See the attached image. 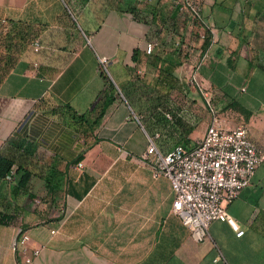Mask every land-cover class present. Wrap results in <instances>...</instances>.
Here are the masks:
<instances>
[{"label":"crops","instance_id":"0c3cea01","mask_svg":"<svg viewBox=\"0 0 264 264\" xmlns=\"http://www.w3.org/2000/svg\"><path fill=\"white\" fill-rule=\"evenodd\" d=\"M171 4L176 7L175 0H0V21L36 27L33 40L42 45L35 52L32 40L13 64L0 66V153L14 160V180L0 179V212L10 217L0 225V264H25L11 249L19 229L29 235V247L40 248L31 264H264V162L226 206L241 236L215 220L206 238L195 240L172 213L167 180L163 202L104 197L113 165L142 158L148 144L127 123L116 88L141 112L154 111L157 88H171L164 68L177 80L170 90L180 96L179 116L187 114L188 90L195 106L196 114L182 117L192 128L180 137L194 145L209 122L202 97L187 82L195 65L220 117L245 125L264 151V0H200V19L177 11L176 24ZM177 39L185 47L179 58L168 53ZM152 40L157 45L146 54ZM125 46L130 60L120 61ZM100 56L107 57L111 80ZM17 168L30 172L24 187L17 185Z\"/></svg>","mask_w":264,"mask_h":264},{"label":"built area","instance_id":"2783aa9c","mask_svg":"<svg viewBox=\"0 0 264 264\" xmlns=\"http://www.w3.org/2000/svg\"><path fill=\"white\" fill-rule=\"evenodd\" d=\"M199 4L200 0H175L178 12L194 21L200 19ZM156 45L153 40L147 42L145 53L151 54ZM32 48L35 52L42 48L39 39L33 40ZM174 49L185 47L177 39L171 50ZM191 49L188 48V52H192ZM106 63L107 57L100 56V66ZM193 67L187 82L200 94L209 113V122L202 137L193 146L178 144L170 151L162 152L153 137L147 135L148 144L142 158L149 161L153 177L168 180L173 196L172 213L195 240L206 238L208 226L215 220L228 222L236 236H241L244 230L230 217L226 206L249 185L255 169L264 162V151L249 138L245 125L231 126L220 117L196 78L197 66ZM167 117L171 119L168 114ZM158 136L155 133L154 137ZM1 180L11 183L14 180L13 169ZM29 240V235L19 229L18 238L11 244L14 253L24 256L25 264H31L40 251V248L29 247Z\"/></svg>","mask_w":264,"mask_h":264},{"label":"rangeland","instance_id":"374dc122","mask_svg":"<svg viewBox=\"0 0 264 264\" xmlns=\"http://www.w3.org/2000/svg\"><path fill=\"white\" fill-rule=\"evenodd\" d=\"M79 22L81 23V21ZM78 28L85 34L87 33L84 25L79 24ZM36 33V27L27 26L25 23H20V21L4 19L3 23L0 22V66L4 61L13 64L19 55L26 50L27 45L36 37ZM124 37L126 36L124 35ZM107 49L110 50V48ZM130 54L131 47L125 46L123 53H119L120 61L125 59V57L130 60ZM121 64L122 62L119 63V65ZM101 69L104 76L111 80V67L105 64L101 66ZM129 69L135 72L134 67H129ZM170 89L167 87L163 89L157 88L156 108L154 111L150 110L148 113L147 111L141 112L138 104L135 103L124 89L121 92L116 88L117 97L122 103L125 113L130 118V121L127 123L138 126L143 136H152L155 145L162 152L170 151L178 144L186 147L193 145L187 142L185 135L180 137L181 131L185 133L188 128L192 127H190L191 123L182 118L186 114V111H183V114L179 116L181 110L177 109L179 106L177 104L181 103L180 96L174 89ZM169 98L170 102L168 101ZM187 98L186 117L190 118L196 114V111L194 109L195 106L193 107L194 103L189 95V90ZM204 110L207 112L206 108ZM148 114H150L151 120L156 125L155 128L151 126V120L149 121L147 118ZM167 114L171 119L167 117ZM129 131L130 128L128 126L123 129L125 134ZM155 133L159 135L157 138L154 137ZM113 167L116 169H113V172L110 171L106 177L108 181L105 183L104 197L107 202H147L151 197H153L151 202H163L161 192L165 189L163 182L167 179L164 177H153L148 160L143 158L124 159L119 160ZM155 192L156 194L157 192L159 193L157 199H154Z\"/></svg>","mask_w":264,"mask_h":264},{"label":"trees","instance_id":"16d2710c","mask_svg":"<svg viewBox=\"0 0 264 264\" xmlns=\"http://www.w3.org/2000/svg\"><path fill=\"white\" fill-rule=\"evenodd\" d=\"M173 6V4H171ZM173 11H174V14L171 16L172 20L174 21L173 24H176L175 22V19L177 18L178 16V10L176 9L175 6H173ZM204 40L201 44V49L202 50H205L207 45H208V37L206 36V33H205V36H204ZM138 52V50H134L133 51V54L132 56L134 57L136 55V53ZM145 52V50H144ZM169 54L175 56L176 58H179L178 56L180 55L179 53V49H174L172 52H168ZM173 63V60H171V64ZM162 72L161 76L165 79L163 80V82H166L168 83V86L171 87V88H175L176 85H177V80H175V78L173 77L172 73L167 69V68H164L163 70L160 71V73ZM170 78V79H169ZM80 160L77 159V161ZM76 161V162H77ZM14 165V160L2 153H0V179L3 178L13 167ZM15 174H17V185L19 187H24L26 186L27 182H28V179H29V176H30V172L24 168H17L16 171H15ZM10 221V217L5 215V214H2L0 212V225H7V223Z\"/></svg>","mask_w":264,"mask_h":264}]
</instances>
